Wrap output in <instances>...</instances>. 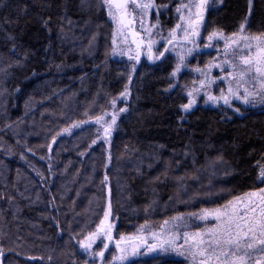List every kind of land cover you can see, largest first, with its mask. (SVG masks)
I'll return each instance as SVG.
<instances>
[{
  "label": "trees",
  "instance_id": "1",
  "mask_svg": "<svg viewBox=\"0 0 264 264\" xmlns=\"http://www.w3.org/2000/svg\"><path fill=\"white\" fill-rule=\"evenodd\" d=\"M99 3L0 0V264H85L79 241L106 210L115 233L131 234L260 186L264 108L198 107L182 117L185 76L169 89L170 58L141 60L135 71L113 59V26ZM249 11V0H222L204 32L231 34L246 16L248 32H264V0ZM125 85L128 111L107 150L91 145L92 127L57 135L99 116Z\"/></svg>",
  "mask_w": 264,
  "mask_h": 264
},
{
  "label": "snow or ice",
  "instance_id": "2",
  "mask_svg": "<svg viewBox=\"0 0 264 264\" xmlns=\"http://www.w3.org/2000/svg\"><path fill=\"white\" fill-rule=\"evenodd\" d=\"M251 4L252 0H249V15ZM209 5L210 0H180L174 10L178 17L177 22L168 30L165 37L161 16L163 12L170 10V4H158L156 0H100L99 3V7L107 12L115 26L112 34V55H126L129 61L135 60L137 63L140 62L142 55H147L150 61H162L167 59V52L179 47L178 60L169 74L170 78H176L182 69L187 67V57L194 53L202 54L197 38L202 35L201 28L206 23L205 13ZM153 12L156 22L145 26V19ZM137 22L140 25L139 30L135 27ZM47 23L45 21V26ZM247 28L248 17L246 16L238 30L231 34H226L222 29L209 33L204 49H210L214 44L222 41V53L220 49H217L218 55L207 62L204 68L197 66L191 69L201 78L198 81L194 80L192 87L186 91L187 103L180 106L183 112L191 111L198 103L197 97L201 94L206 98V104L218 105L220 101H223L224 105L232 107V101L237 100L253 107L258 104L264 105V32L252 34L247 31ZM128 36L132 37L131 44L135 45L134 54L131 44L128 43ZM163 41H166V44L164 50L160 51L156 45ZM213 68H219L222 75L214 77ZM133 71H135V65H133ZM131 79L132 76L129 75V81ZM218 80L227 84V91L221 88L220 94L214 95L213 89ZM177 86L178 81L170 83L169 89ZM128 96V85H125V90L119 93L118 98L127 100ZM118 98H113L111 101L113 112L110 121L106 119L109 115L106 111L94 118L95 124L103 129L105 142L117 125L119 113L128 111L126 107L120 108L119 112L115 111ZM233 110L240 111L239 108ZM72 127H80V125L73 124ZM64 131H70V129ZM99 138L98 129L97 139ZM52 139L55 143L56 137ZM92 143L95 144L97 141L93 140ZM51 147L52 145H49L50 150ZM259 169L257 181L264 184V166H259ZM107 179L108 177L105 176V181ZM109 216L110 211L106 210L96 231L89 233L85 240L79 241V244L81 249L90 256L100 257L103 261L106 259L105 251H111L110 243L114 242L115 252L110 264H130L133 258L141 256H147L157 261V264H174L173 254L183 257L189 261V264H264V187L234 197L217 208L202 209L200 213L189 214L188 217H173L172 222L193 218L205 222L209 218L215 220L211 227L191 233L185 231L183 244L178 243L180 227L187 228L195 225L173 223V226L168 228L166 226L170 224V221L166 220L161 225V230L152 232L150 237L120 235L118 239H114V225L109 222ZM143 231H146L145 225L138 229V232ZM101 237L103 248L99 252L91 251L93 244ZM87 264H93V262L90 261Z\"/></svg>",
  "mask_w": 264,
  "mask_h": 264
},
{
  "label": "rangeland",
  "instance_id": "3",
  "mask_svg": "<svg viewBox=\"0 0 264 264\" xmlns=\"http://www.w3.org/2000/svg\"><path fill=\"white\" fill-rule=\"evenodd\" d=\"M179 2H180V0L174 1L172 3L169 2L168 4H170V10L163 12V15L161 16V21H162V25H163L162 31H163V34H164L165 37H167L168 30L170 28H172L175 25V23L177 22L178 17H177V15H176L174 10H175L176 5ZM218 4H219L218 0H210V5H209V7H208V9H207V11L205 13V17H206L207 12L209 10H211L212 7H214L215 5H218ZM109 20H110V18H109ZM110 22H111V24L113 26V30H114L115 26H114V24L112 23L111 20H110ZM155 22H156V18H155V13L153 12L148 18L145 19V26H148L149 23H155ZM203 26L201 28L202 35H201V37L197 38L198 44L200 46V49L202 50V54L197 55V54L194 53L192 56L187 57V67L182 69V72L176 78H170L172 83H176L178 81V79L181 77V75L185 76L184 82H185V85L187 87H185V89H184V96H185V102L184 103H187L188 97L186 95V91L192 87V82L194 80L198 81L201 78L198 73L192 72L191 69L194 68V67H197V66H199L201 68H204V66H205V64L207 62L211 61L214 57H216L218 55L217 49H220L221 53H222V49H223V42L222 41L219 44H214L213 47L210 48V49H204V44L208 42L207 41V37H208L209 33L205 34ZM135 27H136L137 30H139L140 25H139L138 22L135 25ZM154 31H156V30H154ZM154 38L158 39L157 37H154ZM119 39L122 40L123 38H119ZM131 40H132V37L128 36V43L129 44H131ZM165 44H166V41H163V42L158 43L156 45V47L159 48L160 51H163L164 47H165ZM188 46L191 47L192 45H188ZM112 47H113V45H112ZM124 47H125V49L127 48L126 45ZM131 47L133 49V54H134L135 45L131 44ZM178 52H179V47H177L175 50H172V51H169V52L166 53L167 58H170L173 61V68H174V66H175V64L177 63V60H178V55H177ZM156 54H158V53H156ZM112 58L116 59V60L125 58L129 63L132 64V69H133V65L136 66V64H137V62L135 60L129 61V59H128V57L126 55L125 56H120V55L114 56V55H112ZM140 59L144 60L145 62L149 63L150 65H156V64H158L160 62V60H158L157 62L156 61H150L147 58V55H142L140 57ZM212 75L214 77H220L222 75V73H221L219 68H213L212 69ZM221 88H223L225 91H227V84L224 83L223 81H219L218 80L217 81V85L214 86L213 94L214 95H219L220 91H221ZM124 90H125V88H124ZM118 97H119V95H117L115 98H118ZM129 98H130V93H129V96H128L127 100L118 98L116 100L115 111L119 112L120 108H125V107L128 109ZM205 99L206 98L203 96V94L198 96L197 97L198 103L192 108L191 111H189L187 113L183 112L181 110V107H180V112L182 114V117H185L186 115H188L189 113H191L193 110H195L198 107L212 108V109H226V110L230 111L233 115H238L244 110L245 111H247V110H259V109H263L264 108V105H259L258 104L255 107H253L251 105H244L240 101H237V100H233L232 101V105H233L232 107H228V106L224 105L223 101H220L218 105H213L211 103L206 104L205 103ZM111 101H110L108 107L103 111V112L106 111V112L109 113V115L106 117V119L109 120V121L111 120V113L113 112ZM234 108H239L240 111L236 112V111L233 110ZM125 113L126 112L119 113V116L117 118V124H118L119 119L123 115H125ZM85 121L87 123H81V122L80 123H76V124H79L80 127H72V125L68 126L65 129H70V131H64L65 130L64 129L62 132H60L59 137L60 138H67L70 135H72L76 130H78L80 128L92 127V128H94V133H95V137H94L93 140H96L97 143L104 144V146L106 147V150H107V146L110 143V139L112 138V136H113V134H114V132H115V130L117 128V125H116L115 129L112 131L111 136L107 138V142H105V138H104V135H103V129L100 128L99 125L95 124L94 118L89 119V120H85ZM98 129H99V136H100L99 139H97V131H98ZM92 142H91V145L97 144V143L93 144ZM106 155L108 156V152L106 153ZM107 162H108V159H107ZM260 166H264V160L262 162V165H260ZM259 170L260 169H258V173H259ZM259 187H264V184H260V186H258L257 188H259ZM256 189H254L253 191H255ZM239 196H241V195H239ZM232 199H230V200H232ZM228 201L229 200L225 201L222 204L212 206L210 208H201V209H199L197 211H194V212L175 214L171 218L167 219L168 221H170V224L168 226H166V227L171 228L173 226V223H177V224H180V225H183V224L195 225V226H191V227H187V228H184L182 226L180 227V229H179L180 239L178 240V243L179 244H183L184 243L183 234H184L185 231L191 233V232H195V231L204 229L206 227H211L215 223V220H213L212 218H209V220L207 222H205V221H200L198 219L193 218L191 220L185 219L184 221L172 222V218L173 217H177V216L188 217L189 214H193V213H197L198 214V213H200V211L202 209H213V208L220 207V206L226 204ZM109 222H111L113 225L115 224V219H114V216L112 215V213H110ZM163 224H164V222L141 224V225L136 226L134 228V230H133V233H131V234H117V233L114 232V228H113V236H114V239H118L120 235H125L126 237L127 236H135V235H144L146 237H150V234L152 232H159L161 230V225H163ZM142 225L146 226V231L138 232V229H140V227ZM102 239H103L102 237L97 239V241L93 244V248H92L91 251L99 252L103 248V243H101ZM110 249H111V251H108V250L105 251L106 259H104L103 261L101 260L100 257L90 256L87 252H85L84 249H82L84 251L85 256H86V263L85 264H87V262H90V261L93 262V264H110V261L112 259V255L115 252V244H114V242L110 243ZM139 258H149V257L141 256V257L133 258V260H136V259H139ZM172 259L173 260H177V262L179 264H189V261H186L183 257L175 256L174 254H173Z\"/></svg>",
  "mask_w": 264,
  "mask_h": 264
},
{
  "label": "flooded vegetation",
  "instance_id": "4",
  "mask_svg": "<svg viewBox=\"0 0 264 264\" xmlns=\"http://www.w3.org/2000/svg\"><path fill=\"white\" fill-rule=\"evenodd\" d=\"M140 60H141V59H140ZM156 62H157V61H156ZM156 62H155V63H156ZM251 191H253V190H251ZM249 192H250V191H249Z\"/></svg>",
  "mask_w": 264,
  "mask_h": 264
}]
</instances>
